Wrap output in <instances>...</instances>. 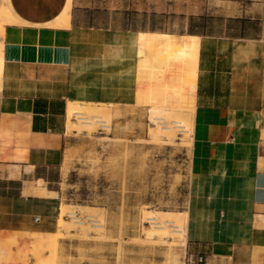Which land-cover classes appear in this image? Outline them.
Returning a JSON list of instances; mask_svg holds the SVG:
<instances>
[{
    "label": "crops",
    "instance_id": "obj_1",
    "mask_svg": "<svg viewBox=\"0 0 264 264\" xmlns=\"http://www.w3.org/2000/svg\"><path fill=\"white\" fill-rule=\"evenodd\" d=\"M246 1L238 27L187 32L199 56L185 235L204 256L188 264H264V6ZM75 2L0 0L14 18L0 29V264H35L34 238L56 232L69 102L128 97L129 31L81 24Z\"/></svg>",
    "mask_w": 264,
    "mask_h": 264
},
{
    "label": "rangeland",
    "instance_id": "obj_2",
    "mask_svg": "<svg viewBox=\"0 0 264 264\" xmlns=\"http://www.w3.org/2000/svg\"><path fill=\"white\" fill-rule=\"evenodd\" d=\"M250 3L246 0L75 2L77 20L83 25L135 32L154 24L161 31L175 34L210 30L223 22L238 27L234 21L238 19L233 16L244 15L252 7ZM260 5L264 6V0ZM149 61L144 59L140 63V55L130 59L129 93L125 102L83 103L91 104V113L101 112L103 118L108 117V128L99 122H93L92 128L79 127V120L69 117L67 129H74L75 134L69 137L64 150L58 185L63 202L60 215L65 221H72L63 210L78 207V215L88 228L67 229L56 220L54 234L34 238L29 250L33 258L39 255L45 264L192 263L186 260V235L182 240L169 229V234L164 236L150 235L152 226L145 218L147 212L184 211L192 131L183 133L173 127L169 135L153 134L158 128L155 115L171 124L176 118L175 110L179 107L185 116L187 108L183 103L176 104L170 92L167 94L171 98L164 95L167 89L162 87L163 79L154 73L155 63ZM153 105L159 108L156 114L152 113ZM89 214L103 220L101 232L91 225ZM54 236L62 238L63 248L59 253L57 242L53 244ZM33 247L41 249L39 254L34 253Z\"/></svg>",
    "mask_w": 264,
    "mask_h": 264
},
{
    "label": "bare ground",
    "instance_id": "obj_3",
    "mask_svg": "<svg viewBox=\"0 0 264 264\" xmlns=\"http://www.w3.org/2000/svg\"><path fill=\"white\" fill-rule=\"evenodd\" d=\"M68 16L69 14L67 15L66 13H63L60 17L59 24H67ZM11 20H14L12 12L8 6L4 4L0 9V29L3 28V25L6 22ZM113 43L112 55L113 57H120V54L116 49V46L119 43L116 37L114 38ZM127 45L131 56L137 57L140 55V63L144 61V59H149L152 63H155V66L152 64L154 67V73L157 74L160 79H163L162 87L167 89V91L164 92V95H168V97L171 98V96H169L170 94H167V92H170L175 98L174 102L177 101L176 104L183 103L187 108V114L185 116L182 115V110L179 107L178 109L176 108L177 110H175L174 113L176 118L171 120L172 125L163 120L162 116L155 115L154 117L157 119L155 122H157L158 128L153 134L164 133L169 135L172 133L173 127L176 129L178 128V130L183 133L191 131V121L195 103L194 95L196 93L195 87L198 73L199 37L189 33L178 35L162 31H137L129 32ZM122 58H124V55ZM164 97L168 98L167 96ZM174 102L171 101L170 103L173 104ZM75 103L69 102L68 117L75 116L79 120V127L92 128L93 122H99L102 127L105 126L108 128L110 126L109 118H103L101 112L99 114L91 113L90 108H93L90 106L91 104ZM151 110L152 113L155 114L159 112V108L154 107V105ZM95 111L97 112L99 110L96 109ZM169 113L171 112L169 111ZM76 208L72 206L67 209L64 208L63 210L71 217L72 221H65L61 215L57 221L60 224H64L67 229L76 227L85 230L88 228V225H86V221L81 219L78 215ZM145 218L152 226V229L149 232L150 235L158 234L164 236L169 234L168 232L170 230L176 237L182 238L183 240L186 233L187 221V213L185 211L161 210L157 212H147ZM88 219L97 231H102L104 228V222L102 219L96 218L93 214H89ZM38 241L40 243L39 238ZM38 241L37 244L35 242L34 245H39ZM56 242L57 239L54 236L53 244H56ZM35 250L34 253L38 254L41 251V249H39L40 251H38V249ZM34 258L35 264H45L44 258H41L39 255L34 256Z\"/></svg>",
    "mask_w": 264,
    "mask_h": 264
},
{
    "label": "built area",
    "instance_id": "obj_4",
    "mask_svg": "<svg viewBox=\"0 0 264 264\" xmlns=\"http://www.w3.org/2000/svg\"><path fill=\"white\" fill-rule=\"evenodd\" d=\"M186 260L188 262L202 263L204 261V256L202 254H192L188 253Z\"/></svg>",
    "mask_w": 264,
    "mask_h": 264
},
{
    "label": "trees",
    "instance_id": "obj_5",
    "mask_svg": "<svg viewBox=\"0 0 264 264\" xmlns=\"http://www.w3.org/2000/svg\"><path fill=\"white\" fill-rule=\"evenodd\" d=\"M127 28V27H124ZM140 30H151V31H155V30H162L161 27L159 26H155L154 24H149L148 26L145 27H140Z\"/></svg>",
    "mask_w": 264,
    "mask_h": 264
}]
</instances>
